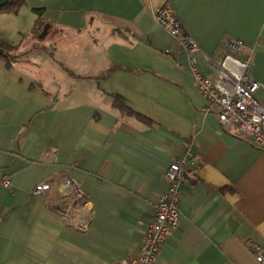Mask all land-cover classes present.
Wrapping results in <instances>:
<instances>
[{
  "label": "crops",
  "instance_id": "0c3cea01",
  "mask_svg": "<svg viewBox=\"0 0 264 264\" xmlns=\"http://www.w3.org/2000/svg\"><path fill=\"white\" fill-rule=\"evenodd\" d=\"M165 1L215 63L225 39L257 43L251 76L264 107V0H26L0 15V41L22 56L11 67L0 58V185H11L0 186V264L133 258L165 173L188 148L181 222L156 264H258L252 248L264 258V152L205 113L186 55L153 20ZM34 10L48 27L43 39L25 37ZM41 41L48 68L33 62ZM113 98L153 124L121 115ZM57 178L79 185L83 202L73 208L64 190L33 194Z\"/></svg>",
  "mask_w": 264,
  "mask_h": 264
},
{
  "label": "built area",
  "instance_id": "2783aa9c",
  "mask_svg": "<svg viewBox=\"0 0 264 264\" xmlns=\"http://www.w3.org/2000/svg\"><path fill=\"white\" fill-rule=\"evenodd\" d=\"M155 24L170 36L174 47L185 54L188 71L199 96L205 102V113L213 114L221 129L252 148L264 152V107L255 99L258 83L251 76L252 57L257 43H246L242 39L229 38L220 43L218 61H211L197 43L186 36L173 12L170 2L165 1L153 15ZM203 64L209 74L198 69ZM191 148L177 162L171 164L166 173L167 190L159 198L152 221L143 235V242L136 255L120 264H156L157 254L171 231L181 222L180 200L184 185L192 178L189 168ZM2 188L10 190L9 180L5 179ZM62 190L73 193V208L84 200L79 185L67 178L42 183L34 188L33 194L57 195ZM258 264L264 263L259 249L252 248Z\"/></svg>",
  "mask_w": 264,
  "mask_h": 264
},
{
  "label": "trees",
  "instance_id": "16d2710c",
  "mask_svg": "<svg viewBox=\"0 0 264 264\" xmlns=\"http://www.w3.org/2000/svg\"><path fill=\"white\" fill-rule=\"evenodd\" d=\"M26 5V0H8V3L0 9V15L3 14H16L22 7ZM33 13L36 14L37 20L33 27V29L30 31L29 34L25 35V37L28 36H39L42 33L43 28V20H42V11L41 10H34ZM21 55L16 54V49L13 47H9L5 45L3 42L0 41V58L5 60L7 67H11L12 63L16 62L19 58H21ZM112 71H108L103 74L102 78L106 79L109 78ZM71 75V74H70ZM75 77L74 75H71ZM112 106L121 113L123 116H127L130 118H133L139 123H142L144 125H151L153 122L145 117L144 115L132 110L130 107L125 105L123 102H121L119 99L113 98L112 99ZM53 207V206H52ZM61 207H54L56 210H60Z\"/></svg>",
  "mask_w": 264,
  "mask_h": 264
},
{
  "label": "rangeland",
  "instance_id": "374dc122",
  "mask_svg": "<svg viewBox=\"0 0 264 264\" xmlns=\"http://www.w3.org/2000/svg\"><path fill=\"white\" fill-rule=\"evenodd\" d=\"M45 46L44 42H38V48L36 51H34L33 54V62L35 64H38L40 66H42L43 68H48L51 64L47 61V53L48 50L46 49V51H41V47ZM46 60V61H45Z\"/></svg>",
  "mask_w": 264,
  "mask_h": 264
},
{
  "label": "water",
  "instance_id": "95a60500",
  "mask_svg": "<svg viewBox=\"0 0 264 264\" xmlns=\"http://www.w3.org/2000/svg\"><path fill=\"white\" fill-rule=\"evenodd\" d=\"M7 3H8V0H0V9L3 8ZM47 29H48L47 26L44 27L42 33L38 37L39 39H43L44 38V36H45V34L47 32Z\"/></svg>",
  "mask_w": 264,
  "mask_h": 264
},
{
  "label": "bare ground",
  "instance_id": "6f19581e",
  "mask_svg": "<svg viewBox=\"0 0 264 264\" xmlns=\"http://www.w3.org/2000/svg\"><path fill=\"white\" fill-rule=\"evenodd\" d=\"M179 1V0H178ZM181 1L177 2V3H180Z\"/></svg>",
  "mask_w": 264,
  "mask_h": 264
}]
</instances>
